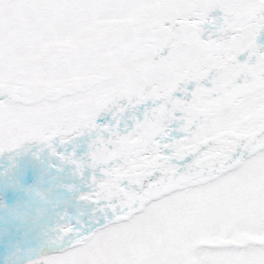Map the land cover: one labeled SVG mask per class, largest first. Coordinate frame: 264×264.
I'll return each mask as SVG.
<instances>
[{
  "label": "snow or ice",
  "instance_id": "1",
  "mask_svg": "<svg viewBox=\"0 0 264 264\" xmlns=\"http://www.w3.org/2000/svg\"><path fill=\"white\" fill-rule=\"evenodd\" d=\"M0 264H264V0H0Z\"/></svg>",
  "mask_w": 264,
  "mask_h": 264
}]
</instances>
